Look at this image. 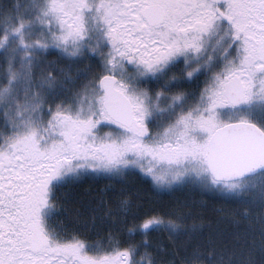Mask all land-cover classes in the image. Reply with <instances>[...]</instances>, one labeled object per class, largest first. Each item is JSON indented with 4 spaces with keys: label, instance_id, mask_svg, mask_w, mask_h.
<instances>
[{
    "label": "snow or ice",
    "instance_id": "obj_1",
    "mask_svg": "<svg viewBox=\"0 0 264 264\" xmlns=\"http://www.w3.org/2000/svg\"><path fill=\"white\" fill-rule=\"evenodd\" d=\"M0 264H264V0H0Z\"/></svg>",
    "mask_w": 264,
    "mask_h": 264
},
{
    "label": "trees",
    "instance_id": "obj_2",
    "mask_svg": "<svg viewBox=\"0 0 264 264\" xmlns=\"http://www.w3.org/2000/svg\"><path fill=\"white\" fill-rule=\"evenodd\" d=\"M51 59V57H49ZM129 183L134 187L138 188L144 198V208L148 209L153 205L162 206L164 204H170L176 199L186 200L189 202H195L194 206L197 207L198 210H202L206 219L211 220L214 227H219L220 229L231 230V225L228 224L227 221H220L217 223V213L214 211L215 208H232L234 205H231L224 200L213 197L210 194L201 193L198 190H177L172 193H162L158 194L153 191L148 184L143 183L137 177H128ZM109 181L106 179L100 178H92V177H84L79 182L71 183L69 189L67 190V194L65 197H60L62 203L65 204L67 211L62 213L64 219L70 220L72 219L77 210L84 213L85 216L90 215L89 202L94 194L98 193L101 189L104 188ZM63 198V199H62ZM204 202V208L199 209L200 202ZM207 231V229H206ZM107 229L105 228L101 231L100 235H106ZM155 235V234H154ZM92 239H97L96 235H92ZM163 238V237H161Z\"/></svg>",
    "mask_w": 264,
    "mask_h": 264
},
{
    "label": "rangeland",
    "instance_id": "obj_3",
    "mask_svg": "<svg viewBox=\"0 0 264 264\" xmlns=\"http://www.w3.org/2000/svg\"><path fill=\"white\" fill-rule=\"evenodd\" d=\"M86 63H87V62H86ZM69 186H71V184L66 185V186L60 188V189L58 190L57 195H59L62 191H63V192H62L61 194H63V195L67 194L66 192H67V190L69 189ZM67 195H68V194H67ZM61 197H62V195H61ZM60 219H64V217L61 215ZM64 220H65V219H64Z\"/></svg>",
    "mask_w": 264,
    "mask_h": 264
},
{
    "label": "flooded vegetation",
    "instance_id": "obj_4",
    "mask_svg": "<svg viewBox=\"0 0 264 264\" xmlns=\"http://www.w3.org/2000/svg\"><path fill=\"white\" fill-rule=\"evenodd\" d=\"M62 192H63V191H62ZM62 192H61V193H62ZM61 193H60L58 196H59V197H61V195H62V196H64V197H65V195H63V194H61ZM62 199H63V198H62Z\"/></svg>",
    "mask_w": 264,
    "mask_h": 264
}]
</instances>
